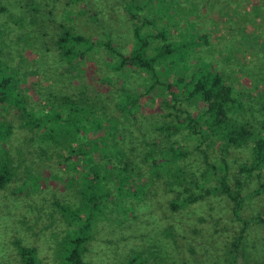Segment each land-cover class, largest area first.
Masks as SVG:
<instances>
[{
  "label": "rangeland",
  "instance_id": "374dc122",
  "mask_svg": "<svg viewBox=\"0 0 264 264\" xmlns=\"http://www.w3.org/2000/svg\"><path fill=\"white\" fill-rule=\"evenodd\" d=\"M61 25L91 44L86 45L91 50L77 73L65 70L55 47ZM135 29L141 40L166 35V41L149 38V55L167 43L180 49L168 56V63H175L166 74L162 64L155 66L160 82L140 97L133 115L126 116V128L120 125L126 117L117 111L114 119L107 113L103 119L100 133L118 125L114 140L125 160L139 166L146 191L144 199L122 200L130 208L126 215L111 206L107 220L99 216L84 261L127 264L134 252L145 251V264H227L242 228L233 213L234 202L219 193L176 211L169 203L204 195L225 175L230 191L239 190L243 198L240 218L251 220L262 213L264 190H255L264 182V168L250 169L255 140L224 149L210 136H194L183 126L187 118L203 112L202 104L184 95L174 101L175 90L166 91L161 83L179 77L188 83L192 76L198 80L217 74L233 89L230 122L248 123L253 139L264 138V0H0V73L38 116L45 115L51 103H61L63 89L79 96L93 88L113 101L121 88L141 93L152 82L150 75L133 66L114 71L115 56L94 43H109L129 55L137 45ZM0 128L1 134L10 130L0 145V166L7 163L12 172L0 189V264H21L15 242L35 248L39 264H59L60 246L68 247L73 234L55 202L78 206L81 174L70 166L73 161L65 163L62 146L53 139L38 140L21 125L13 105L0 108ZM52 134L48 128L45 138ZM157 143L164 150L179 144L187 153L168 169L172 174L175 165L181 167L190 184L177 185L170 174L152 178L142 159ZM107 186L112 190L111 183ZM240 250L243 262L264 264V224L246 229Z\"/></svg>",
  "mask_w": 264,
  "mask_h": 264
},
{
  "label": "trees",
  "instance_id": "16d2710c",
  "mask_svg": "<svg viewBox=\"0 0 264 264\" xmlns=\"http://www.w3.org/2000/svg\"><path fill=\"white\" fill-rule=\"evenodd\" d=\"M130 16L132 19H136L133 13H130ZM60 28L61 32L55 41V47L60 52V61L65 70L68 72L76 71L77 73L82 70L81 63L87 59L86 56L91 50L90 46L87 48L86 45L91 44L70 28L63 25ZM135 32L137 45L132 48L129 55L120 53L109 43H94L105 48L111 56H115V64L110 65L114 71H125L133 66L149 74L152 82L144 87V93L121 88L113 101L106 100L107 97L98 96L93 88H88L85 95L80 94L79 96L70 94L75 93L74 90L67 92V89H63L60 96L61 103L57 107L51 103L49 111L43 116H38L26 108L25 98L18 94L16 87L10 83L9 79L4 77V74L0 73V108L13 105L18 110L21 125L31 131L38 140L53 139L51 142L62 146L64 148L65 163L73 161L74 165L71 164L70 166L74 171L79 172L82 177V188L77 193L80 198L78 206L72 208L70 205L55 202V206L58 207L62 217L66 219L67 225L72 229L73 234V237L67 240L68 247L62 248L59 244L61 251L59 264H86L84 261V255L87 252L86 244L92 239L93 226L99 221V216L104 214L102 217L105 218L101 219L107 220L106 212L108 213L112 209H117L118 213L126 215L130 208L126 205L127 202L122 200L126 198L144 199L146 186L141 182L142 173L139 166L130 160H125V152L121 145L114 140V132L118 129V125L111 126L108 133H100V131L103 128V119L106 118V113L112 114L113 116H110L112 119L115 118L114 112L116 111L122 113L124 117L133 115L132 111L138 106L140 97L150 93L155 84L160 82L155 66L162 64L166 74L168 66L175 63V60L168 63V56L175 54L180 48L169 43L158 45L154 47L155 52L149 55L147 54L149 38L166 41V35L161 32L141 40L140 37L138 38L137 29H135ZM188 80L187 83L185 78L182 77L174 80L169 78L167 83H161L164 90H175L174 101L179 96L184 95L186 99L194 97L202 104L203 112L195 119L187 118L183 127L189 129L196 137L206 135L214 138L219 143V147L224 149L229 146L241 147L246 145L248 141L255 140V144L252 146L250 169L264 168V138L253 139L252 127L248 123L236 124V122L232 123L229 120L228 113L235 103L232 97V87L226 84L223 78L217 74L213 76L203 75L198 80H194L192 76V79L190 77ZM188 85L190 88H188L189 91H186ZM123 119L124 122L120 125L126 128L128 119L127 117ZM116 120L119 124L120 119L116 117ZM201 121L203 125L199 123ZM6 126L10 129V125L7 124ZM48 128L52 129L53 134L45 138ZM9 129L4 131V134L0 132V145L5 142L6 134L7 139L10 136ZM178 129H180V126L175 128V130ZM178 146L179 144L164 150L157 143L147 156L144 153L142 163L148 171L150 170L153 179L161 178L162 174H170L173 183L177 185L192 182L191 179L189 180L190 183L186 181L184 170L177 165H175L174 173L169 172L168 166L170 164L176 163V161L187 155ZM210 167L213 170L217 169L214 165ZM221 170L224 172L226 168L224 167ZM11 178V169L7 163H4L0 166V189ZM108 183L112 184V190L107 186ZM239 187L240 184L237 183V188L239 189ZM262 190H264V182L260 184L259 189L255 190V193L258 194ZM219 193L234 202L233 213L236 220L242 223L241 230L231 244L232 248L228 252L229 256L226 262L227 264H247L243 262L240 245L244 233L250 225L264 224V211L251 220H242L239 211L243 198H241L239 190L230 191L226 184L225 175L219 179L217 188L212 191L207 189L204 195L188 196L183 200H172L169 203L170 210L176 211L180 207L201 201L206 196ZM111 206L114 207L111 209ZM118 206H121V208ZM101 207H103V210ZM15 244L17 245V255L21 264H39L35 248L19 246L18 242H15ZM144 253L134 252L128 259L127 264H145L147 259L143 257L142 254Z\"/></svg>",
  "mask_w": 264,
  "mask_h": 264
}]
</instances>
